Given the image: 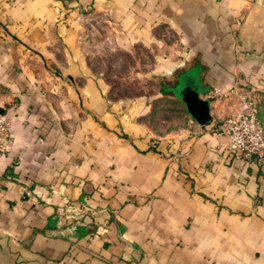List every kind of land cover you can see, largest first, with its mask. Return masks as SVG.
Listing matches in <instances>:
<instances>
[{"label": "crops", "instance_id": "1", "mask_svg": "<svg viewBox=\"0 0 264 264\" xmlns=\"http://www.w3.org/2000/svg\"><path fill=\"white\" fill-rule=\"evenodd\" d=\"M98 19L124 45L170 28L165 72L210 119L154 127L109 100L85 52ZM232 86L264 129V0H0V264H264V164L215 132Z\"/></svg>", "mask_w": 264, "mask_h": 264}, {"label": "rangeland", "instance_id": "2", "mask_svg": "<svg viewBox=\"0 0 264 264\" xmlns=\"http://www.w3.org/2000/svg\"><path fill=\"white\" fill-rule=\"evenodd\" d=\"M104 23L102 19L91 21L84 43L88 64L101 77L105 96L120 103H147L149 109L144 116L154 127L187 118L181 101L159 88V80L172 83L174 79L176 70L165 72L177 54L176 48L169 47L175 39L174 32L159 24L153 28L151 40L124 45L115 42L116 32L109 31ZM162 59H167V64Z\"/></svg>", "mask_w": 264, "mask_h": 264}, {"label": "built area", "instance_id": "3", "mask_svg": "<svg viewBox=\"0 0 264 264\" xmlns=\"http://www.w3.org/2000/svg\"><path fill=\"white\" fill-rule=\"evenodd\" d=\"M229 91L237 93L238 106L219 118L215 132L227 138L226 147L230 157L264 164V129L257 119L253 99L247 93L238 91L235 86L229 88ZM8 132V118L5 112H0V147L8 139ZM30 193L29 188H23V195L28 196Z\"/></svg>", "mask_w": 264, "mask_h": 264}, {"label": "water", "instance_id": "4", "mask_svg": "<svg viewBox=\"0 0 264 264\" xmlns=\"http://www.w3.org/2000/svg\"><path fill=\"white\" fill-rule=\"evenodd\" d=\"M186 77L176 84L171 94L183 103L186 112L195 122L204 124L210 119L208 99L199 96V88L192 85L195 84L192 76Z\"/></svg>", "mask_w": 264, "mask_h": 264}, {"label": "trees", "instance_id": "5", "mask_svg": "<svg viewBox=\"0 0 264 264\" xmlns=\"http://www.w3.org/2000/svg\"><path fill=\"white\" fill-rule=\"evenodd\" d=\"M171 82H164L159 80V88L162 92L171 94L172 91V85L170 86Z\"/></svg>", "mask_w": 264, "mask_h": 264}, {"label": "flooded vegetation", "instance_id": "6", "mask_svg": "<svg viewBox=\"0 0 264 264\" xmlns=\"http://www.w3.org/2000/svg\"><path fill=\"white\" fill-rule=\"evenodd\" d=\"M177 76H178V74H176L175 76H174V79H173V81H172V83H170V86L172 87V89L174 88V87H176V84L178 83L177 81H178V79H177Z\"/></svg>", "mask_w": 264, "mask_h": 264}]
</instances>
